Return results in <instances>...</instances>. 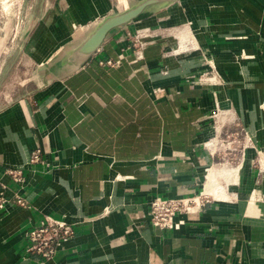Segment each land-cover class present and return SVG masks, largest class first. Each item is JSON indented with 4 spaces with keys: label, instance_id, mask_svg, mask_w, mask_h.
<instances>
[{
    "label": "crops",
    "instance_id": "1",
    "mask_svg": "<svg viewBox=\"0 0 264 264\" xmlns=\"http://www.w3.org/2000/svg\"><path fill=\"white\" fill-rule=\"evenodd\" d=\"M141 1L54 0L30 26L21 14L14 48L31 59L4 61L31 70L7 84L0 74V192L28 207L0 209V264H264V176L245 158L220 194L202 192L217 172L205 142L215 106L235 102L240 76L243 91L264 74V0L152 5L76 60L95 24ZM137 31L152 33L140 55ZM200 193L212 199L178 229L151 223L154 197ZM45 215L74 228L49 259L26 249Z\"/></svg>",
    "mask_w": 264,
    "mask_h": 264
},
{
    "label": "rangeland",
    "instance_id": "2",
    "mask_svg": "<svg viewBox=\"0 0 264 264\" xmlns=\"http://www.w3.org/2000/svg\"><path fill=\"white\" fill-rule=\"evenodd\" d=\"M52 1L54 0H0V74L4 79L3 74L7 73L6 84L11 82L13 77L17 80L25 77L24 74L31 70L30 65L11 67L9 64L6 66L7 62L4 61L21 55L22 62L29 61V57L31 59V55L26 51L21 52L19 48H14L20 41L17 31L21 14L23 13L22 22L24 16L28 17L25 23L30 26L34 23V18H31L35 16V10L43 5L45 11ZM55 2L58 3V0ZM5 47L10 50H4ZM256 75L259 78L249 81L243 91H239L243 81L240 76L239 82L235 83V102L230 100L225 106L218 104L211 114L213 127L205 142L215 154V182L218 187L225 184L224 180H228L227 169L240 166L245 158H248L250 165L264 176V74L259 72ZM207 76L215 77L213 73ZM215 83H218V80ZM224 171L226 177L222 173ZM208 198L212 199L211 196ZM22 207H28L25 200Z\"/></svg>",
    "mask_w": 264,
    "mask_h": 264
},
{
    "label": "built area",
    "instance_id": "3",
    "mask_svg": "<svg viewBox=\"0 0 264 264\" xmlns=\"http://www.w3.org/2000/svg\"><path fill=\"white\" fill-rule=\"evenodd\" d=\"M152 37L151 32H135L129 36L130 42L136 47L137 53L140 55L141 47L147 43ZM176 51H169L168 55ZM107 64H112L107 61ZM165 68L163 74H167ZM208 79V78H207ZM210 79V78H209ZM210 83L216 84V78H212ZM157 90H162L157 88ZM42 161V151L35 149L30 157L31 163ZM9 173L19 180L21 171L10 169ZM5 191L0 192V209L5 207L6 201L13 200L18 205H24V199L17 193L7 198ZM8 200V201H9ZM208 201V197L202 193L196 195L184 196H156L149 203V218L153 225L160 226L165 229H178L183 221L179 218L180 215L189 212L192 209L204 206ZM74 236L73 225L64 219L54 218L50 215L43 216L40 221L30 227L26 233V249L30 253L41 255L46 259L52 258L60 245Z\"/></svg>",
    "mask_w": 264,
    "mask_h": 264
},
{
    "label": "water",
    "instance_id": "4",
    "mask_svg": "<svg viewBox=\"0 0 264 264\" xmlns=\"http://www.w3.org/2000/svg\"><path fill=\"white\" fill-rule=\"evenodd\" d=\"M176 0H142L137 5L110 15L101 22L95 24L90 34L79 44L74 56L76 60L83 61L91 56L102 44L105 37L114 29L127 25L140 18L149 6H162Z\"/></svg>",
    "mask_w": 264,
    "mask_h": 264
},
{
    "label": "bare ground",
    "instance_id": "5",
    "mask_svg": "<svg viewBox=\"0 0 264 264\" xmlns=\"http://www.w3.org/2000/svg\"><path fill=\"white\" fill-rule=\"evenodd\" d=\"M81 2V1H80ZM80 4H83V3H80ZM76 12H79V10H76ZM236 63V62H235ZM230 174V173H229ZM208 179H207V182L206 184L204 185V188L202 190L203 193H207L210 192V193H215V194H220L219 191H221L220 187H218V185L216 184L217 181L216 180V177H215V174L213 172H208ZM229 176V175H228ZM230 177V176H229ZM234 178V177H233ZM232 180V179H231ZM233 181V180H232ZM220 185V184H219ZM224 189V187H223ZM202 193V194H203ZM226 193V192H225ZM217 197V196H216ZM220 197V196H219ZM222 198V197H221Z\"/></svg>",
    "mask_w": 264,
    "mask_h": 264
}]
</instances>
